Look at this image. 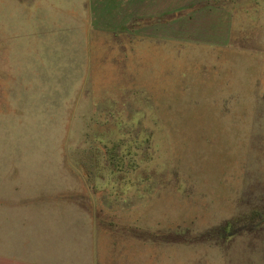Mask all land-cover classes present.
<instances>
[{"label":"rangeland","instance_id":"1","mask_svg":"<svg viewBox=\"0 0 264 264\" xmlns=\"http://www.w3.org/2000/svg\"><path fill=\"white\" fill-rule=\"evenodd\" d=\"M0 264H264V0H0Z\"/></svg>","mask_w":264,"mask_h":264}]
</instances>
